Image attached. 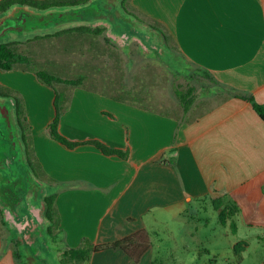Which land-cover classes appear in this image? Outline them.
<instances>
[{"label": "crops", "instance_id": "0c3cea01", "mask_svg": "<svg viewBox=\"0 0 264 264\" xmlns=\"http://www.w3.org/2000/svg\"><path fill=\"white\" fill-rule=\"evenodd\" d=\"M164 2L169 4V0ZM132 4L147 13L151 3L133 0ZM177 4L180 15L172 20L165 14L150 16L170 23L172 34H167L176 50L164 39L154 47L127 32H116L112 21L115 16L121 20V14L114 15L113 20L83 14L88 9L100 10L96 0L60 11L16 6L0 16V24L10 18L20 31H44L34 33L28 42L38 37L57 38L60 31L90 26L86 22L109 23L110 33L105 32L102 38L111 37L112 47L121 39L118 48L123 56L115 47L116 54L112 51L115 60L126 63L124 67L114 65L120 78L130 73L133 77L153 59H159L166 70L180 75V80L194 89L190 109L185 112L177 105L175 114L153 108L151 97L146 95L135 97L126 90L129 97H122L124 85L115 81L111 82L113 94L84 85L72 91L59 121L60 134L72 143L98 141L126 152L125 159L105 155L94 145L70 148L55 141L48 128L55 110L44 115L29 109L32 132L26 138L34 163L24 160L20 149L21 163L32 166L30 176L42 183L34 191L45 189L46 194L38 196V201L56 196L60 225L54 239L47 235L44 200L39 208L31 207L30 217L17 216L14 224L2 208L6 223L0 222V264H49L45 254L51 256L53 251L60 263L64 251L81 246L83 239L104 245L143 231L148 233L150 247L139 253L138 259L120 248L106 249L94 252L87 264H174L179 261L174 249L170 255L158 251L159 246L155 249L153 238L161 241V229L156 225H167L169 213L179 218L183 222L180 240L188 253L189 240L212 225L207 213H217L213 200L220 198L224 206L234 202L239 208L226 224L222 225L219 218L217 222L226 228L224 237L241 235L227 244L234 260L241 264L258 256L264 264V120L249 101L239 98L248 96L264 105V0H178ZM127 21L133 29L134 20ZM62 22L69 27L62 28ZM144 38L152 39L150 33ZM105 83L96 77L91 85ZM122 84L126 86V78ZM54 98L47 97L50 103ZM8 165V159L0 163L2 180ZM14 182L6 188L18 182L25 188L22 180ZM203 247L208 255L218 252L209 262L221 260L217 245L214 250Z\"/></svg>", "mask_w": 264, "mask_h": 264}, {"label": "rangeland", "instance_id": "374dc122", "mask_svg": "<svg viewBox=\"0 0 264 264\" xmlns=\"http://www.w3.org/2000/svg\"><path fill=\"white\" fill-rule=\"evenodd\" d=\"M132 1L133 0H130L128 10L132 14L131 19L134 20L135 27L131 29L130 25L124 23L122 20H118L115 22L117 25L115 31L119 33L127 32L132 38L136 37L141 41L143 40V42L148 45L152 43V45L156 47L155 45L161 44V40H163L160 29L165 33L172 34V27L169 22V24L167 22L161 23L150 16H152V14H165L167 17H171L170 19L172 20L177 14L180 15V5L177 4L178 0H169V4H162V2H167V0H148L151 4L147 6V13L135 7ZM153 2L155 3L153 4ZM96 4L101 7L98 12L94 9H88V13L83 12V14H89L95 19L103 17L111 20H113L112 17H114V15L119 16L120 13L126 14L122 6V0H96ZM61 24L60 26L62 28L69 27L63 22ZM85 24L94 28L105 27V34L110 33L109 30L111 27L109 23L103 26L99 20L96 23L86 22ZM130 30L134 31L130 32ZM53 31L54 30H50L51 33H53ZM37 32L40 31H20V29H17V23L14 22L0 34V44L4 42L15 43L13 48H15L17 52L27 56L30 61L28 67L24 70L21 69V66H18L19 69L17 68L11 71H3L0 69V94H7L8 97H11L3 98L0 96V107L6 116L12 136V143L14 144L12 151L4 150L6 152L2 154L3 157L8 158L9 165L4 169V172H2L5 179L2 180L3 178L0 176V213L2 212V208H4L6 210V217L12 224H14L17 216L30 217L31 207L34 206L39 208L40 204H42L40 202H42L43 199H39L38 201V196L39 198H43L44 194H46L44 188L43 190L42 188H38L39 190L36 189L34 191L35 187H39L40 185L42 187V183H40V181L34 182L32 176H30L32 166L22 165L21 163L20 149H23L24 160L29 159L34 163V159L32 158L30 143L28 141L25 143L22 139L21 135L23 132L19 128L20 126L18 124V119H16L15 110L18 108L21 109L22 118L23 115L25 117V119L21 118L22 127L25 129V133L28 136V132H32V126L29 122L27 111L29 109H34L35 111H41L44 115H47L48 111L55 110L56 118L55 104L50 103L47 97H55L54 102L56 97H58V111L60 112L61 118L67 106L70 104L72 91L76 88L73 86L56 84V82H52L50 86L38 77V72H44L46 75L58 76L62 79H74L78 78L79 75H85L87 79L83 81L84 86L89 87L88 89L98 90L106 95L115 93L111 89V82L113 83V81H115L119 86L120 84L124 85L121 92L122 97H129V93L125 92L126 90L132 91L131 95H135V97H139L138 95H146V97H151L150 106L174 114L176 113L175 107L180 105L176 92L192 90V97L194 94L192 86L183 83V80H180V75H175L166 70L165 64L160 62L159 59H153L152 64H148L143 70H138L133 74L135 75L133 77H131L132 74L130 73L128 77L124 76L120 78L118 68H114V65H119L121 63L122 67H124L126 63L124 60L121 62L115 60L116 55L114 56L112 54V51L115 53L113 48L115 47L117 51L119 50L118 52L121 57L123 56L120 48H118V44L121 41L120 38L115 40L118 46L113 43V47L106 43L105 37L107 35L103 38L102 36L82 38L79 37V33L77 32L74 33V37L65 34L61 38L49 39L48 37H38L28 42V39H32L34 33ZM43 32L44 31L40 33ZM146 33L151 34V41L144 38ZM106 38L110 39L111 37ZM172 41L173 40L170 38L169 42H164L169 47L176 50L174 46L175 43ZM171 61L170 64H173ZM174 64L172 68H174L173 70L176 69V72L178 66L176 63ZM96 77H101L106 83L103 85H91L93 81L95 83ZM125 78L127 81L126 86L122 84ZM118 93L119 92L116 94ZM142 104L149 105L144 102ZM180 108L183 109L181 105L179 109ZM48 128H50V126ZM19 135L21 136L22 143H19ZM0 168H3V166H0ZM16 179L22 180L25 188L23 185H19V182L14 187H11V189L6 188L7 185H13ZM22 189L23 191L20 192L19 190ZM31 189L33 190L32 194H30ZM207 216H210L212 225L203 228L202 234L195 240H189V249L191 251H188V253L190 254L184 251L185 245L183 241L180 240V228L183 227V222H181L179 218L175 219L170 213L165 219L167 225H156L161 229V231H159V238H161V241H158L156 237L153 238L155 249L159 246L158 251L164 255H170L171 249H174L175 255H178L179 259V261L174 264H238L237 261L234 260L233 250L229 249L227 244L231 239H239L241 235H230L228 238L224 237L223 233L226 231V228L219 225V223L217 225L218 213L212 210V213L210 211L207 213ZM2 229L4 230V228ZM3 233H6V231L4 230ZM205 236L208 237V239L205 238ZM175 238L179 240L178 245L175 243ZM216 245L217 250L221 254V260L209 262L218 252L213 251L211 255H208L202 251L204 248L203 246L208 249H213ZM45 255L49 257V264H59V261L56 260V253L54 251L51 256ZM257 258L258 256H255V259L251 258L241 264H260L261 261H258Z\"/></svg>", "mask_w": 264, "mask_h": 264}, {"label": "trees", "instance_id": "16d2710c", "mask_svg": "<svg viewBox=\"0 0 264 264\" xmlns=\"http://www.w3.org/2000/svg\"><path fill=\"white\" fill-rule=\"evenodd\" d=\"M91 0H1L0 1V16L8 13L12 8L16 6H26L30 8H34L38 11H48L51 9L56 10H66V9H72L77 8L86 5ZM130 5V0H122V6L124 9V12L126 13L121 14L122 18L121 20L124 23H127L129 25L128 19H131L132 14L128 10V7ZM129 15V16H128ZM115 21H112V24H114V27H117L115 22H117L118 17H114ZM161 34L163 35V39L166 42H169V39L172 37L169 36L167 33H165L162 29H160ZM106 31L105 27H90V26H77L71 29H66L63 31H60L56 33V37L61 38L65 34L71 35L72 33H79L78 35L82 38H92V37H98L102 36ZM106 43L108 45H112V42L110 39L106 38ZM15 43L12 42H4L0 44V69L3 71H11L14 69H17L18 66H21V69H25L28 67V64L30 63L29 58L25 56L22 53L17 52L15 48H13V45ZM30 68V67H29ZM19 69V68H18ZM38 77L46 84L52 85V82H56V84L66 85V86H73V87H80L83 86V81L86 79L85 75H79L78 78L74 79H62L58 76L54 75H46L44 72H38ZM3 98H11L8 97L7 94H0ZM176 96L180 102V105L182 106L183 110L187 112L192 104L194 103V97H192V90L184 91H177ZM239 98H243L244 100L249 101L254 110L258 113V115L264 120V105H261L257 103L253 98L248 96H239ZM55 108H56V118L51 123L49 128V134L50 136L57 142L64 144L68 147H76L78 145L82 144H89L94 145L98 149H100L105 155H117L123 159L127 158V153L111 149L104 144L98 142V141H87L83 143H72L68 139H66L64 136H62L58 130L59 127V119H60V112L58 111V97L55 99ZM16 119H18L19 128L21 129L22 133V139L25 143H27L26 133L25 129L22 127V115H21V109L18 108L15 110ZM25 119L24 115L23 118ZM44 216L46 221L48 222L46 227V233L49 237L54 239V235L57 234V230L59 229L60 225V218L59 213L56 207V196H46L44 199ZM214 209L218 213L219 222L224 225L226 224L227 220L230 218V216L236 215L239 212L238 206L234 202H230L228 205L224 206L222 203V199H216L213 200ZM0 222L2 224H5V218L3 215V211L0 213ZM241 245H238L236 247V251L238 256L240 255V252L238 248ZM150 247V242L148 240V233L139 232L133 236L127 237L125 239H122L120 241H117L115 243L111 244H104V245H94L89 239H83L81 246L78 248H68L64 251L62 260L59 264H87L90 261V258L94 252H99L106 249H117L120 248L124 251H126L128 254L133 255L136 259H138L139 253H144L148 250Z\"/></svg>", "mask_w": 264, "mask_h": 264}, {"label": "flooded vegetation", "instance_id": "af4514ba", "mask_svg": "<svg viewBox=\"0 0 264 264\" xmlns=\"http://www.w3.org/2000/svg\"><path fill=\"white\" fill-rule=\"evenodd\" d=\"M14 144L12 143V136L10 134V128L8 126L6 116L4 115V111L0 107V163L4 162L6 159L2 156L6 151H12Z\"/></svg>", "mask_w": 264, "mask_h": 264}, {"label": "water", "instance_id": "95a60500", "mask_svg": "<svg viewBox=\"0 0 264 264\" xmlns=\"http://www.w3.org/2000/svg\"><path fill=\"white\" fill-rule=\"evenodd\" d=\"M10 25H12V21L10 18L5 19L1 24H0V34L3 30L8 28Z\"/></svg>", "mask_w": 264, "mask_h": 264}]
</instances>
